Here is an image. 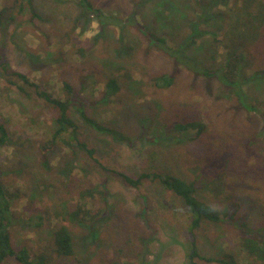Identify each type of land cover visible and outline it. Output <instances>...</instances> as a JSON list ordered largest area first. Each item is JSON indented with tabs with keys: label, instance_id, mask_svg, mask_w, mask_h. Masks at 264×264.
Listing matches in <instances>:
<instances>
[{
	"label": "rangeland",
	"instance_id": "1",
	"mask_svg": "<svg viewBox=\"0 0 264 264\" xmlns=\"http://www.w3.org/2000/svg\"><path fill=\"white\" fill-rule=\"evenodd\" d=\"M77 1L33 0L31 7L0 0V121L11 138L0 153V181L14 193V248L43 254L49 264L73 263L55 259L52 229L75 209L80 192L100 187L106 201L91 200L87 208L104 209L101 217L68 224L82 264H188L191 218L182 200L156 183L130 188L117 175L153 169L195 179L198 197L210 205L229 193L251 206L252 222L264 226V78L255 77L264 74V0H90L106 18L120 19L122 28L113 22L102 28ZM146 30L173 47L185 44L186 57L207 69L220 67L233 52L245 57L242 94L252 109L226 97L217 80L178 66L149 43ZM118 69L132 80L119 81L120 90L109 96L106 83ZM16 73L58 99H66L63 82L76 94L84 84L78 94L88 101L90 116L127 133L132 146L89 129L74 110L69 115L81 142L108 171L79 151L51 146L58 111ZM170 75L175 79L169 88L151 86L152 78ZM194 121L203 128L197 139L173 128ZM240 235L231 221L204 223L195 233L205 256L231 253L240 264H251L240 250Z\"/></svg>",
	"mask_w": 264,
	"mask_h": 264
},
{
	"label": "trees",
	"instance_id": "2",
	"mask_svg": "<svg viewBox=\"0 0 264 264\" xmlns=\"http://www.w3.org/2000/svg\"><path fill=\"white\" fill-rule=\"evenodd\" d=\"M219 1V0H218ZM29 6L32 7L33 0H23ZM216 2H212L209 9L211 10ZM78 7L81 9L85 16L93 15L98 21L100 26L103 28L104 25L112 23L122 28V21L118 18L105 17L103 12L94 8L90 0H78ZM202 7V6H201ZM204 12V8L201 9ZM202 12V13H203ZM3 12H0V19ZM34 14V12H33ZM204 14V13H203ZM208 14V13H205ZM221 16L222 13L212 14V16ZM125 24H123L124 26ZM143 32L144 37L149 41L151 45L162 51L167 56L173 58L178 66H184V68L194 71V74L204 79L210 80L215 79L221 85L226 97L234 98L237 100L239 107L245 111L252 109L246 105L242 87L247 83L246 76L244 74L245 68L249 62L245 57L240 56L238 53L233 52L228 55L224 63L216 69H207L204 65H196L195 62L189 60L186 57V45L182 44L179 48L173 47L168 43L165 37L157 36L156 34ZM214 35V34H213ZM2 68L6 71L7 65L2 64ZM122 69L117 70V76L111 78L106 83L107 92L109 96H114L119 90L118 82L128 83L131 81V77ZM22 82L32 89L38 98L44 100L47 104L53 106L57 111L58 115L55 120L57 128L53 131L51 137V146L56 144H62L67 149L79 151L86 155L89 159H92L97 165L105 170L100 163L94 157V150L88 148L86 143L80 140V131L78 125L70 117V111L74 110L80 117L82 123L94 132L110 138L113 142L132 146L133 141L130 136L112 127L108 122L93 118L88 113V101L82 100L80 95L84 91L85 85H81L80 93L76 94L75 89L67 82H63L62 90L64 91L65 98H54L46 90L42 89L39 85L30 82L24 75L16 73ZM255 77L264 78L263 73L255 75ZM120 79V80H119ZM175 77L170 76H158L152 78L151 86L159 89H167L174 84ZM175 131L187 134L193 132L196 134V139L200 136L203 128L199 122H191L185 124H176L173 126ZM11 145L10 135L0 121V153L3 148ZM49 148L42 146V152H48ZM44 154V153H43ZM43 165L45 169H49L47 158L44 159ZM1 167V165H0ZM1 169V168H0ZM184 172H187L184 170ZM123 180L125 185L130 188L138 189L145 182L159 184L165 191H168L182 200L184 208L187 214L190 215V243L189 250L187 252L188 264H240L231 253L221 254L219 257H207L199 249L195 233L202 227L204 223L220 224L227 221H231L233 226L240 231L239 247L245 257L251 262V264H264V226L258 224L251 217V206H244L243 201L231 200L232 195L229 193L223 194V198L218 206L210 205L204 200L198 197L196 181L195 179L183 178L174 174H168L159 172L155 169L153 171H147L139 174L136 177L129 176L122 173H117ZM14 193L10 191L9 187L0 181V264H3L6 260L12 259L19 264H49V260L43 256V254L31 256L27 248L22 247L21 249L14 248L11 241L10 227L13 223L12 216V200ZM79 203H76V207L72 211L66 210L65 213L59 217L58 223L52 229V244L53 253L55 259L66 260L71 264H82L78 260L74 250V239L69 229L68 224H74L79 222H91L95 221L97 217H101L104 209H100L95 212V208H87L88 203L91 200L99 198L102 203L106 201V192L100 187H94L86 189L78 194ZM250 200L253 196L250 195ZM259 201V200H258ZM262 205V203L259 201ZM264 209L263 206L260 208ZM245 210L246 212H243ZM249 210V212H247ZM240 212L244 213L241 214ZM264 213V212H263ZM99 217V218H100ZM96 232L94 233V235ZM140 241L142 237L139 236ZM50 264H56L55 260H52ZM113 264H129L125 263H113Z\"/></svg>",
	"mask_w": 264,
	"mask_h": 264
}]
</instances>
